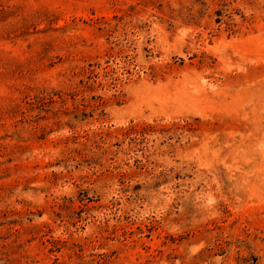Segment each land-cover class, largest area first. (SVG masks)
I'll use <instances>...</instances> for the list:
<instances>
[{
	"label": "rangeland",
	"instance_id": "rangeland-1",
	"mask_svg": "<svg viewBox=\"0 0 264 264\" xmlns=\"http://www.w3.org/2000/svg\"><path fill=\"white\" fill-rule=\"evenodd\" d=\"M0 264H264V0H0Z\"/></svg>",
	"mask_w": 264,
	"mask_h": 264
}]
</instances>
